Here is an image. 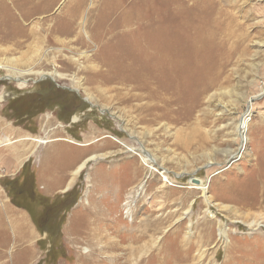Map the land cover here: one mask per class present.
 <instances>
[{"label":"rangeland","instance_id":"1","mask_svg":"<svg viewBox=\"0 0 264 264\" xmlns=\"http://www.w3.org/2000/svg\"><path fill=\"white\" fill-rule=\"evenodd\" d=\"M114 2L186 18V51L193 59L198 50L201 72L186 100L173 93L169 113L145 93L122 102L117 80L91 79ZM71 13L73 32L59 34ZM1 64L33 71L22 86L0 66V264H149L152 254L176 264H264V0H0ZM206 69L221 71L222 83H205ZM54 144L97 158L63 196L47 199L31 165ZM140 146L155 159L149 167Z\"/></svg>","mask_w":264,"mask_h":264},{"label":"bare ground","instance_id":"2","mask_svg":"<svg viewBox=\"0 0 264 264\" xmlns=\"http://www.w3.org/2000/svg\"><path fill=\"white\" fill-rule=\"evenodd\" d=\"M71 2L74 4L75 0H71ZM137 6L138 4L135 5L133 8H131L132 9L131 12L130 11L124 12V9L120 8V3L118 2H114L108 6L109 9H111L114 12L113 14H115L116 12L117 16H115V18L113 19H109V18L107 20L105 19L101 24L102 30L100 32V35L97 36V39H95V41L99 43V48L97 53L93 57V59L95 58L97 59V64L95 63H94L95 65L91 63L89 64L91 66V68H89V74L93 76L91 79H93L94 77H102V80H104V82L109 81V79L111 80L113 79V80H117L118 82H121L125 91L121 96L122 102L124 103L125 102L129 103L132 100L138 101L143 98V94L145 93L146 97L148 98H154L157 101L160 100L164 101L163 108L166 109V111L168 112L169 107L173 104V100L171 99L173 93L174 92L182 93L186 100V91H189L187 87H190V85H193L197 81L193 75L195 73L201 72L200 67L196 66L198 64L197 60L199 59L200 54H197L196 52L198 50L197 51L195 50L196 52L194 53V55H192L193 59H191L189 55L190 51H186V18H184V16L183 18H175V17H167L163 15L161 17H156L152 13L139 14L141 10L137 11ZM78 8L80 10V7ZM150 8H152V6ZM75 13L77 14L78 11L75 10ZM75 13H71L72 18L70 20V23H65L63 25H59L55 27L56 31L59 34H68L73 32L71 25L72 23L76 22V21L73 22V18L76 16ZM159 13L161 14L160 11ZM22 30L23 29L19 30V32L23 33ZM76 36L77 38L79 37L81 38V35H76ZM208 41L207 44H209ZM191 45L193 48L197 47V43L190 44V47ZM85 47H87V45ZM197 49H199V47ZM78 64L79 67L84 66V64H80L79 61L77 62V65ZM97 65H100V67L102 68L104 67V69L97 67ZM0 66L10 71V76H12L15 80H19L20 78L19 81H21L20 85L22 86L25 84V80L24 79L21 80V76H24V74L33 71L32 69L31 70L20 69L9 64H1ZM54 73L58 74L57 76H62V74L58 73L57 71H54ZM221 73H222L221 71L214 73L211 70L209 71L207 70L204 73L203 81L205 83H210V84H214L216 81H217L216 84L222 83ZM35 74L41 76L43 73L40 71H35ZM205 86L209 87L208 84H206ZM206 87L202 89L207 90ZM261 91L262 92L264 91V85ZM1 98L2 97L0 96V99ZM250 106L251 105L249 104V107ZM238 134L243 140L246 139L243 131H239ZM42 142L44 141L38 137L36 138L35 145L37 146ZM138 150L141 160L146 165L150 164L152 161L155 160L153 155L144 147L140 146ZM95 155L96 154H91L84 161H82L77 166V168L74 169L70 181H72L82 171L88 160H94L95 158H97ZM99 158H102V156H100ZM152 169H154V167H152ZM195 184H196L195 188H199L202 192V195H205L207 188L205 187L204 181L198 180V182ZM254 190L255 192H257L259 189L257 186H255ZM1 227L2 224L0 223V228ZM24 231L25 230H23L22 228L18 230L19 233ZM0 233L4 234L3 232ZM21 234L23 235V233ZM219 234L221 235L220 237H224V238L226 237L225 235L226 233L223 228L219 230ZM3 241H5L4 237L0 238V244ZM113 244L116 243H109L107 244V246L111 248V250L118 247V245H113ZM135 250H138L137 247L131 253L136 254L134 253L136 252ZM87 252L88 249L83 248V253L86 256H88ZM165 258L166 257L162 255L161 258L159 259V256L152 254L150 257H148L147 261L149 262V264H176V262H178L167 259L165 260ZM91 259H95V258L91 256ZM115 261L116 260H113L111 257H109L108 259L109 263L108 262L106 263L116 264Z\"/></svg>","mask_w":264,"mask_h":264},{"label":"crops","instance_id":"3","mask_svg":"<svg viewBox=\"0 0 264 264\" xmlns=\"http://www.w3.org/2000/svg\"><path fill=\"white\" fill-rule=\"evenodd\" d=\"M59 152L63 157H58ZM88 156L85 150L75 146L44 145L38 155V165H31L34 187L47 199L63 196L72 185H69L72 172Z\"/></svg>","mask_w":264,"mask_h":264},{"label":"water","instance_id":"4","mask_svg":"<svg viewBox=\"0 0 264 264\" xmlns=\"http://www.w3.org/2000/svg\"><path fill=\"white\" fill-rule=\"evenodd\" d=\"M191 181H192L193 183H197V182H198V179H196V178H192Z\"/></svg>","mask_w":264,"mask_h":264}]
</instances>
